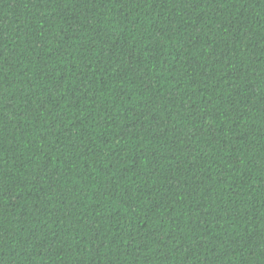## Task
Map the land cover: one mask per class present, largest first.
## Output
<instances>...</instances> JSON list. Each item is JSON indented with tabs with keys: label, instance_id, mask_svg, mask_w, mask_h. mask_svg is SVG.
Listing matches in <instances>:
<instances>
[{
	"label": "trees",
	"instance_id": "16d2710c",
	"mask_svg": "<svg viewBox=\"0 0 264 264\" xmlns=\"http://www.w3.org/2000/svg\"><path fill=\"white\" fill-rule=\"evenodd\" d=\"M0 264H264V0H0Z\"/></svg>",
	"mask_w": 264,
	"mask_h": 264
}]
</instances>
